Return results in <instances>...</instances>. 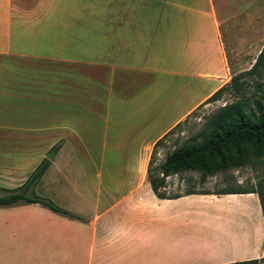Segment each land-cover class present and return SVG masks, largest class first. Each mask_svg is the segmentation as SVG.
I'll list each match as a JSON object with an SVG mask.
<instances>
[{
    "label": "crops",
    "instance_id": "obj_1",
    "mask_svg": "<svg viewBox=\"0 0 264 264\" xmlns=\"http://www.w3.org/2000/svg\"><path fill=\"white\" fill-rule=\"evenodd\" d=\"M262 9L264 0H0V187L20 186L53 149L32 194L78 217L0 206V264L263 257L255 193L158 198L146 177L153 144L205 105L232 76L231 54L251 46L231 22L255 30ZM202 200L211 222L198 230ZM245 206L253 233L242 247Z\"/></svg>",
    "mask_w": 264,
    "mask_h": 264
},
{
    "label": "trees",
    "instance_id": "obj_2",
    "mask_svg": "<svg viewBox=\"0 0 264 264\" xmlns=\"http://www.w3.org/2000/svg\"><path fill=\"white\" fill-rule=\"evenodd\" d=\"M263 72L264 53L260 50L249 68L232 74L227 83L221 85L204 101V104L218 100H222V103L204 118L200 127L191 136L165 152L163 159L152 168L151 159L156 147L180 125L181 121L153 144L146 177L156 197L179 196L168 197L161 191L165 187V178L169 175L196 171L202 178L231 166L246 164L251 159L264 158V79L260 80ZM249 85L251 90L247 92ZM47 164V160L42 159L25 181L16 188L0 187V206L39 203L67 218H78L50 200L32 194V188ZM244 192L256 194L264 224V195L259 189H225L214 193L187 191L183 194Z\"/></svg>",
    "mask_w": 264,
    "mask_h": 264
},
{
    "label": "rangeland",
    "instance_id": "obj_3",
    "mask_svg": "<svg viewBox=\"0 0 264 264\" xmlns=\"http://www.w3.org/2000/svg\"><path fill=\"white\" fill-rule=\"evenodd\" d=\"M261 5L258 4L254 8L258 9ZM261 21L255 22L256 29L251 30V22H231L234 30L232 37L239 38L243 33L247 42L251 46L246 47V51L242 50L237 53H232L229 60H234L237 65L232 69L233 74L238 70H245L253 63L259 50L264 53V9L258 10ZM243 24V25H242ZM257 35V36H256ZM242 42V41H241ZM241 47L236 46V51ZM264 79V72L260 80ZM251 86L247 88L250 92ZM222 103V100L206 103L198 107L190 113L180 125L169 135H167L161 144L156 147L154 156L151 159V167H155L165 154L174 146H178L180 142L191 136L202 124L204 118ZM264 112V110H263ZM2 150H0V155ZM2 159V156L0 160ZM225 189H244V190H260L264 195V158L251 159L246 164L236 167H228L224 171H218L213 174L200 177L196 171H184L177 174L169 175L165 178V187L161 189L165 196L180 195L187 191L193 192H208L214 193ZM206 201L202 200L198 204L197 212V229H205L211 218L207 216ZM195 216V213H194ZM242 247L248 243V239L252 236L253 226L251 225L250 206L242 207ZM244 251V250H243ZM254 264H264V255L254 262Z\"/></svg>",
    "mask_w": 264,
    "mask_h": 264
},
{
    "label": "water",
    "instance_id": "obj_4",
    "mask_svg": "<svg viewBox=\"0 0 264 264\" xmlns=\"http://www.w3.org/2000/svg\"><path fill=\"white\" fill-rule=\"evenodd\" d=\"M53 149H51V150H49L46 154H45V158L47 159V160H51L52 159V154H53Z\"/></svg>",
    "mask_w": 264,
    "mask_h": 264
}]
</instances>
